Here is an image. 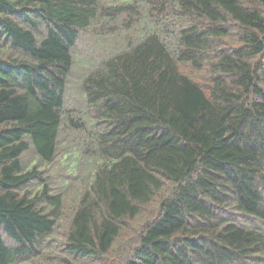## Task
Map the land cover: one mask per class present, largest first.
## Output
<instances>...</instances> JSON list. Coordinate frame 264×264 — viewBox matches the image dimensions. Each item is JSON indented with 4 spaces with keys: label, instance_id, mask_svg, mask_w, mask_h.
<instances>
[{
    "label": "trees",
    "instance_id": "trees-1",
    "mask_svg": "<svg viewBox=\"0 0 264 264\" xmlns=\"http://www.w3.org/2000/svg\"><path fill=\"white\" fill-rule=\"evenodd\" d=\"M0 264H264V0H0Z\"/></svg>",
    "mask_w": 264,
    "mask_h": 264
},
{
    "label": "rangeland",
    "instance_id": "rangeland-1",
    "mask_svg": "<svg viewBox=\"0 0 264 264\" xmlns=\"http://www.w3.org/2000/svg\"><path fill=\"white\" fill-rule=\"evenodd\" d=\"M199 78L201 79V80H203V76L201 75V76H199Z\"/></svg>",
    "mask_w": 264,
    "mask_h": 264
}]
</instances>
